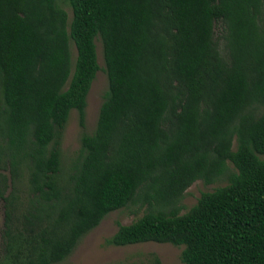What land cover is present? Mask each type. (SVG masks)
I'll list each match as a JSON object with an SVG mask.
<instances>
[{"label": "trees", "instance_id": "trees-1", "mask_svg": "<svg viewBox=\"0 0 264 264\" xmlns=\"http://www.w3.org/2000/svg\"><path fill=\"white\" fill-rule=\"evenodd\" d=\"M97 39L107 90L65 166L63 130L72 110L85 127ZM222 179L179 214L194 182ZM132 204L143 215L107 245L264 264V0H0V264L61 263Z\"/></svg>", "mask_w": 264, "mask_h": 264}, {"label": "rangeland", "instance_id": "rangeland-1", "mask_svg": "<svg viewBox=\"0 0 264 264\" xmlns=\"http://www.w3.org/2000/svg\"><path fill=\"white\" fill-rule=\"evenodd\" d=\"M69 17L71 11L65 7ZM222 25L217 22L214 26V37L222 51L221 40ZM97 51V62L100 70L97 72L91 88L87 95V106L85 109V127L82 129L78 123V114L72 110L64 127L61 139V152L63 162L67 166L80 147L82 133L92 134L97 121L99 107L107 90V78L104 73V62L102 46L100 41H95ZM71 63L75 62V48L70 43ZM230 170L235 172L231 165ZM2 173L9 175L7 170ZM222 179L211 185H204L201 181L194 182L184 194L180 203L179 214L182 215L189 210L203 192H211L215 188L226 185ZM145 207L129 205L126 208L109 213L92 231L81 238L73 252L61 263L58 264H183L180 259L182 247H174L170 244L143 243L124 247H115L106 244L118 229L119 225H128L141 217ZM3 222V212L0 209V226Z\"/></svg>", "mask_w": 264, "mask_h": 264}]
</instances>
